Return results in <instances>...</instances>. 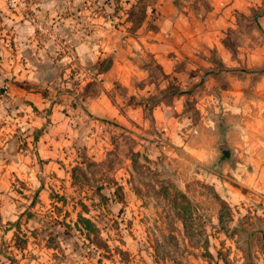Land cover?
<instances>
[{
  "label": "rangeland",
  "instance_id": "374dc122",
  "mask_svg": "<svg viewBox=\"0 0 264 264\" xmlns=\"http://www.w3.org/2000/svg\"><path fill=\"white\" fill-rule=\"evenodd\" d=\"M159 2L0 0V264H264V0L171 74Z\"/></svg>",
  "mask_w": 264,
  "mask_h": 264
},
{
  "label": "crops",
  "instance_id": "0c3cea01",
  "mask_svg": "<svg viewBox=\"0 0 264 264\" xmlns=\"http://www.w3.org/2000/svg\"><path fill=\"white\" fill-rule=\"evenodd\" d=\"M161 15L158 18L159 26L150 30L151 40L147 43L166 74L176 72V63L182 58L195 55L206 46L216 44V34L224 28L225 17L233 13L244 12L248 7H258L263 0H212L213 11L211 18L201 20L202 26L193 31L189 25L187 15L179 14L174 0H159ZM205 23L208 24V35ZM102 102L104 101L101 100Z\"/></svg>",
  "mask_w": 264,
  "mask_h": 264
}]
</instances>
